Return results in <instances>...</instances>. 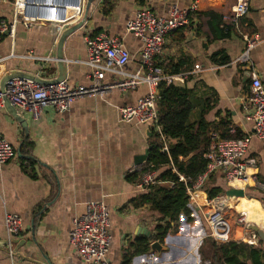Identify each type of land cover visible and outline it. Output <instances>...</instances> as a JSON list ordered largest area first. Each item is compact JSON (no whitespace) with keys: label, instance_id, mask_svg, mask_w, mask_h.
I'll list each match as a JSON object with an SVG mask.
<instances>
[{"label":"crops","instance_id":"0c3cea01","mask_svg":"<svg viewBox=\"0 0 264 264\" xmlns=\"http://www.w3.org/2000/svg\"><path fill=\"white\" fill-rule=\"evenodd\" d=\"M237 1L96 0L83 27L63 42L65 80L71 88L91 83L92 69L87 64L84 41L87 35L120 40L130 54L123 73L136 74L141 70L143 44L127 31V24L141 9L149 8L167 18L174 3L183 10L196 5L191 24L168 35L155 64L173 81L195 88L193 97L198 102L206 100L213 107L206 120L218 128L211 133L225 140L250 136L254 132V123L248 119L252 108L243 98L249 94L251 74H259L264 84V0H248L250 10L239 24L240 32L232 28L219 38L215 27L220 23L225 31L223 16L231 13ZM12 2H0V20L12 19ZM31 3L27 15L32 25L20 24L14 38L4 37L0 42L2 84L15 74L39 77L42 83L58 80L60 42L68 30L80 24L71 13L58 14L46 8L50 1ZM87 9L88 4L84 16ZM209 13L216 14L219 20L202 16ZM242 34L260 39L249 61H242L246 48ZM182 35L185 41L178 40ZM121 78L107 72L104 82L111 84ZM148 92V85L142 82L136 91L113 90L102 96L83 97L66 114L49 111L38 121L32 114L15 109L27 128L7 108L1 111L0 131L17 157L0 167V264H86L70 245L69 236L74 218L85 214L88 203L99 200L104 201L111 215L108 264H124L140 239L148 240L150 253L137 255L131 264H201L199 250L210 231L200 217L193 216L194 222L188 223L182 216L179 232L169 234L160 243L166 251L157 254L151 246L158 242V217L149 205L136 203L148 193L139 190L137 184L151 166L147 162L154 132L144 125L123 123L119 110L136 105ZM199 111L200 107L196 112ZM23 144H32V148H26L28 154L21 153ZM145 155L146 160L140 159ZM247 158L258 161L256 175L263 189H255L263 199L264 219V144L254 139ZM214 180L217 187L226 190L221 171ZM7 213L19 215L24 222V232L17 238L24 245L17 252L18 245L10 241L5 228ZM229 222L231 241H239L245 232L233 218ZM10 248L16 252L13 259ZM259 248L264 249L262 239ZM151 255L154 261L149 259Z\"/></svg>","mask_w":264,"mask_h":264},{"label":"built area","instance_id":"2783aa9c","mask_svg":"<svg viewBox=\"0 0 264 264\" xmlns=\"http://www.w3.org/2000/svg\"><path fill=\"white\" fill-rule=\"evenodd\" d=\"M8 1L0 0V2ZM44 1H50L51 5L46 8L58 14L71 13L73 18L77 16L78 23L85 20L84 12L89 0ZM31 5V0H13L12 19L0 20V42L4 37L14 38L17 26L20 24L26 27L32 25V20L27 15ZM249 10L248 0H238L231 13L223 16L225 32L233 29L240 32L239 24L248 15ZM196 11V5H193L190 10H183L174 3L166 18L157 16L149 8L141 9L135 19L126 26L127 31L139 38L143 44L141 70L132 75L123 73L124 67L130 62V54L120 40L105 35L95 37L87 35L84 41L87 48V64L92 69L89 76L90 85L71 88L66 80L44 84L27 78H13L4 85L0 82V114L6 108L8 101L14 109L30 113L38 121L49 111L59 115L66 114L73 103L83 97L102 96L113 90L132 92L136 91L139 84L143 82L148 85V94L139 99L136 105L120 108L121 121L150 127L162 142L164 151L169 154L170 140L164 133L159 120L158 88L162 82L171 84L173 79L156 66L155 59L162 53L168 35L189 26L190 15ZM242 38L246 43L242 61H249L250 52L258 46L260 39L258 36L245 34H242ZM107 72L119 74L122 78L111 84L105 83ZM251 76L250 91L243 101L252 108L248 119L254 123L253 134L240 140H225L217 133H211L206 171L195 181L183 175L179 177L185 183L189 197L188 207L192 211V216L200 217L207 224L209 236L216 243L226 244L231 241L232 226L229 222V212L235 209L238 213L236 225L245 232L239 242L257 248L260 247L261 238L247 228L254 225L264 231V219L262 220L254 210L257 205L261 209L263 206L260 201L249 197L248 192L255 188L263 189V186L258 182L256 175L258 161L247 158V154L254 139L264 144V84L259 74L253 73ZM16 157V150L0 131V167ZM219 171L224 175L227 188L224 195L210 200L205 196V188ZM158 178L159 172L154 171V166L151 165L140 178L137 188L142 192H149L152 186L160 184ZM167 185L172 186L170 183ZM229 190L243 191L245 195L244 197L228 196L226 192ZM243 199L253 201L254 204L252 203L250 210H254V215H246L239 207ZM4 224L10 241L19 238L24 232L23 219L17 214L7 213ZM73 225L69 236L70 245L85 263L108 264L111 246V215L104 201L88 203L85 214L75 217ZM15 256L16 252L10 248L11 259ZM149 259L154 261L155 256L151 255Z\"/></svg>","mask_w":264,"mask_h":264},{"label":"trees","instance_id":"16d2710c","mask_svg":"<svg viewBox=\"0 0 264 264\" xmlns=\"http://www.w3.org/2000/svg\"><path fill=\"white\" fill-rule=\"evenodd\" d=\"M202 16L219 20L214 13ZM215 30L219 38L225 36L220 23ZM178 40L185 41L186 37L182 35ZM227 62L228 59L224 61V63ZM158 90L159 120L164 133L170 140L169 154L164 151L162 142L153 133L155 140L149 151L147 164L153 165L154 171L159 172L160 184L152 186L148 193L137 199L136 203L149 205L156 213L158 219L155 239L164 243L169 234L179 232L182 216L188 223L194 222L192 211L188 207L187 189L179 175L195 181L206 171L211 145L210 134L218 128V125L206 120V116L213 107L207 105L208 101L199 100L198 102L193 97L195 88L189 89L186 84L173 81L169 85L162 82ZM199 107L201 111L196 112ZM26 148H32V144H23L22 154L29 153ZM133 176L137 178L139 175L135 173ZM169 183L172 186H168ZM205 189V196L210 200L224 195L226 191L216 186L214 177ZM134 247L133 253L125 257L124 264H131L137 255L150 253V244L147 239L137 240ZM199 254L201 264H264V249L239 241L218 244L209 234L203 241Z\"/></svg>","mask_w":264,"mask_h":264},{"label":"water","instance_id":"95a60500","mask_svg":"<svg viewBox=\"0 0 264 264\" xmlns=\"http://www.w3.org/2000/svg\"><path fill=\"white\" fill-rule=\"evenodd\" d=\"M96 1V0H89V3H88V9H87V13H86V17H85V20L83 22H81L80 24H78L77 26L71 28L70 30H68L66 32V34L62 37V40L60 42V46H59V68H60V77L58 78V80L56 81H53V82H45L44 84H51V83H59L61 81H65L66 79V72H65V67H64V56L62 55V45H63V42L65 40V38L74 33L75 31H77L78 29H80L81 27H83V25L85 24V22L87 21V18H88V11L90 9V6L91 4ZM13 78H27V79H34L35 81L39 82V83H42L39 79L35 78L34 76H28V75H24V74H15L13 76H11L10 78H8L7 80H5L3 82V85L6 83V81H9ZM6 108L7 110H9V112L12 114V116H14V118H16V120H18V122H20L25 128H27V124L25 122V120L19 116L16 112H15V109L10 105V103L7 101L6 102ZM19 156L21 157V154L19 153ZM146 155L145 156H142L140 159L142 160H146ZM228 196H236V197H244L245 193L243 191H235V190H229L226 192ZM248 230H251L255 233L258 234V236L264 241V232L262 230H260L257 226H254V225H250L248 226L247 228ZM151 236V233L148 234V237ZM14 244H17L18 246L16 247L15 251L17 252L21 245H24V241L23 240H18V239H15L14 241H12ZM151 251L153 253H157V254H162L163 252L166 251V248L164 246H162L160 244V242H154L151 246Z\"/></svg>","mask_w":264,"mask_h":264},{"label":"bare ground","instance_id":"6f19581e","mask_svg":"<svg viewBox=\"0 0 264 264\" xmlns=\"http://www.w3.org/2000/svg\"><path fill=\"white\" fill-rule=\"evenodd\" d=\"M253 201L252 202H249L245 199H243L240 204H239V207H241V209L246 213V215H254L253 212L254 210H256V213L259 215V217L263 220L262 218V209L259 207V205H257L256 209L254 210H250V206L252 205ZM254 204V203H253Z\"/></svg>","mask_w":264,"mask_h":264},{"label":"rangeland","instance_id":"374dc122","mask_svg":"<svg viewBox=\"0 0 264 264\" xmlns=\"http://www.w3.org/2000/svg\"><path fill=\"white\" fill-rule=\"evenodd\" d=\"M259 190V189H258ZM261 190V189H260ZM248 194H249V197H251V198H253V199H255V200H258V201H260V203L261 204H263L262 202H263V199H262V197L260 196L259 197V194L257 193V190L256 189H254V190H250L249 192H248ZM236 204V203H235ZM229 215H230V217L231 218H233L234 220H235V223L237 222V220H238V213H237V211L235 210V209H232L230 212H229ZM237 226V225H236ZM231 238H232V236H231Z\"/></svg>","mask_w":264,"mask_h":264}]
</instances>
